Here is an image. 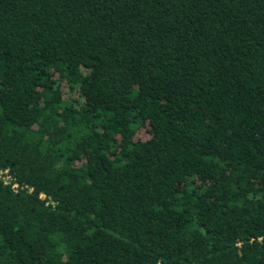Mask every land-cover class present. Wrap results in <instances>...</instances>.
<instances>
[{"label": "trees", "instance_id": "trees-1", "mask_svg": "<svg viewBox=\"0 0 264 264\" xmlns=\"http://www.w3.org/2000/svg\"><path fill=\"white\" fill-rule=\"evenodd\" d=\"M0 264H264V0H0Z\"/></svg>", "mask_w": 264, "mask_h": 264}, {"label": "built area", "instance_id": "built-area-1", "mask_svg": "<svg viewBox=\"0 0 264 264\" xmlns=\"http://www.w3.org/2000/svg\"><path fill=\"white\" fill-rule=\"evenodd\" d=\"M4 170H6V169H4ZM4 178H6L7 177V175L6 174H4V176H3ZM15 183H13V185H14Z\"/></svg>", "mask_w": 264, "mask_h": 264}]
</instances>
